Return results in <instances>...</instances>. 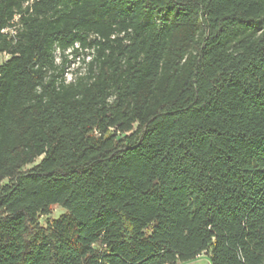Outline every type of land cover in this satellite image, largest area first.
<instances>
[{
    "label": "trees",
    "instance_id": "obj_1",
    "mask_svg": "<svg viewBox=\"0 0 264 264\" xmlns=\"http://www.w3.org/2000/svg\"><path fill=\"white\" fill-rule=\"evenodd\" d=\"M203 253L264 264V0H0V264Z\"/></svg>",
    "mask_w": 264,
    "mask_h": 264
},
{
    "label": "rangeland",
    "instance_id": "obj_2",
    "mask_svg": "<svg viewBox=\"0 0 264 264\" xmlns=\"http://www.w3.org/2000/svg\"><path fill=\"white\" fill-rule=\"evenodd\" d=\"M68 53V59L71 60V66L68 69L67 72V78L70 79V77H72L73 74H75L77 71H83L84 70V64H83V58L84 55L83 53H79L77 56H74V54L70 53V50L67 51ZM56 56H57V61H59V52H56ZM38 161V160H37ZM63 212V209L59 206H54L52 209V214L51 217L56 218L58 217L61 213ZM178 264H209L208 258L207 256L203 253L202 255H200L199 257H197L196 259L189 261V262H185V263H178Z\"/></svg>",
    "mask_w": 264,
    "mask_h": 264
},
{
    "label": "built area",
    "instance_id": "obj_3",
    "mask_svg": "<svg viewBox=\"0 0 264 264\" xmlns=\"http://www.w3.org/2000/svg\"><path fill=\"white\" fill-rule=\"evenodd\" d=\"M3 32H6V30H3Z\"/></svg>",
    "mask_w": 264,
    "mask_h": 264
}]
</instances>
